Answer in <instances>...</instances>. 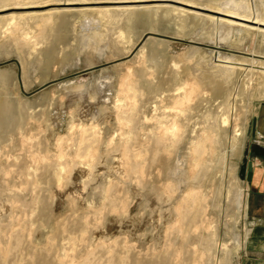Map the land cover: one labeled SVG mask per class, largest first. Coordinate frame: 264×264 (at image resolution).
I'll return each instance as SVG.
<instances>
[{
  "label": "rangeland",
  "instance_id": "obj_1",
  "mask_svg": "<svg viewBox=\"0 0 264 264\" xmlns=\"http://www.w3.org/2000/svg\"><path fill=\"white\" fill-rule=\"evenodd\" d=\"M104 1L8 0L4 3L7 6H0V25L5 26L10 17H16L13 25L16 28L0 37L6 42V53L0 55V69H8L11 74L6 94L0 89V97H8L12 114L22 119L20 129L0 142V164L11 167L10 175L0 178V264H137V260L141 264H158V255L174 250H181L178 264H264V222L252 218L247 211L248 181L240 173L241 167L258 155L254 154L253 146L259 149L264 146V134L260 131L264 130V122L257 121L264 111V85L260 84L264 75V26L256 29L253 24L258 21L264 24V0H246L251 23L244 25L235 19H231L233 23H220V18L225 17L215 11L226 13L220 0L126 3L122 5L124 8L151 9L157 14L152 21L130 32L120 25L124 37L119 49L93 51L84 47L80 52V35L102 27L100 24L80 27L81 16L75 10L86 11L90 18L98 19L97 10L108 7ZM59 2L76 4L51 5ZM164 8L170 10L169 16L188 10L198 13L202 20L183 27L176 19L157 17ZM52 10L71 14L67 32L58 22L46 25L42 21L43 14ZM27 13L37 14L32 21L42 27L22 25ZM23 33H27L26 40L21 39ZM47 48H52L57 59L49 69H43L41 63L37 65V57L40 49ZM141 48L149 57L146 64L150 69L146 73L152 74L154 84L162 82L157 92H162L161 96L167 89L171 93L174 87L184 85L185 70L197 73L199 67H210L207 60L212 52L246 59L241 65L246 70L238 71L220 96H214L209 85H202L201 102H189V110L183 114L179 112L181 104L162 100L157 103L158 110L153 111L152 103H144L137 97V119L141 120L138 139L130 140L123 149L126 135H122L115 117L105 111L117 103L114 101L119 88L116 78L128 71L135 74L141 70ZM176 71L180 74L177 78L173 77ZM97 86L101 93L97 100L91 99L90 94ZM228 93L233 109L227 113L228 122L224 126L227 128L220 147L211 160L203 149L199 154L190 152L193 131L224 111L222 104ZM72 113L77 116L71 126ZM127 113L120 114L124 123L130 118L128 110ZM174 115L186 116L183 138L175 148H168L153 159V153L146 150L145 133L164 124L171 127ZM254 118L256 129L252 136ZM80 126L87 129L82 133L84 136L78 129ZM91 126L103 142L112 137V144L119 147L114 149L93 142ZM235 127L244 134L237 147L231 149ZM19 135L24 137L25 145L20 144ZM59 148L67 157L55 160L58 165L49 167L47 163L56 158ZM39 152L46 155H41L42 160H33L31 157L40 156ZM77 155L80 157L74 159ZM125 161L133 164L129 166L131 172L126 171ZM21 165L26 170L37 167L35 171L30 169L34 176L30 174L26 180L18 176L16 172ZM55 168L58 174L61 172L59 181L52 176L51 169ZM35 174L37 184L30 181L36 178ZM198 193L204 195L203 216L181 232L179 212H186ZM183 222L187 224V220Z\"/></svg>",
  "mask_w": 264,
  "mask_h": 264
},
{
  "label": "bare ground",
  "instance_id": "obj_2",
  "mask_svg": "<svg viewBox=\"0 0 264 264\" xmlns=\"http://www.w3.org/2000/svg\"><path fill=\"white\" fill-rule=\"evenodd\" d=\"M8 0H0V6H7L6 3ZM56 1V0H55ZM149 1H164V0H106L104 1L105 3H107L106 5H108V7H106L105 9H98L97 10V15H98V19H94V18H90L88 16V13H86V11H80V10H75L81 17V19L79 20V26L80 27H84L87 25L93 24L98 26V24H100L101 29L97 28H92L91 31L92 32H88V34H86L85 36L82 35L84 33H82L80 35V40H81V44H79L80 48L79 51L81 52L83 50L84 47L86 48H93L92 50H97V51H101L103 48L105 49H109V51H114L116 49H119V42L120 40L124 37V33L123 31H121L120 25L124 26L127 31L130 32V30L137 28L138 25L143 24V23H149L150 21H152L153 17L156 16L157 13H155L153 10L151 9H147V10H141V9H127L124 8L122 5H125L126 3H142V2H149ZM221 5L224 4V11L226 13H221L219 11H215L216 13L222 15L225 18H220V23L223 24H228V23H233V20L231 19H235V20H239L240 21V25H244L243 23H251V21H249L248 17H249V8H248V4L246 2V0H220ZM102 2V1H101ZM103 2V3H104ZM220 3V2H219ZM4 4V5H2ZM72 4H76V3H52L51 5H72ZM220 5V6H221ZM189 6V5H188ZM157 9V8H154ZM158 11V10H155ZM161 11V13L159 14V16L157 15V17L159 18H165V17H170L171 19H176L178 20L181 25L187 26L189 23L195 24L196 22H199L202 20V18L199 16L198 13L193 12V11H183V10H179L177 12H175L174 16H169L170 10L169 9H161L159 10ZM155 14V15H154ZM24 21L21 23L24 26H31V25H35L37 26V29L40 27H42V25L37 24V22H34L32 20L36 19L37 14L35 13H27L24 14ZM73 16V14H72ZM43 20L44 23L46 25L58 22L59 27L62 30H66L67 32V27L68 24L70 22V17L71 14L70 13H65L63 10H52L49 12H45L43 14ZM16 19L15 16H12L9 18V22L5 25L2 26L0 25V37L5 34L9 35L8 32H10V30L12 29L13 25H14V20ZM254 25H256V29H259V26H264L263 23L258 22H254ZM92 25V26H93ZM20 27V26H19ZM251 27V26H248ZM16 28V27H13ZM214 30V29H213ZM13 31V30H12ZM11 31V33H12ZM135 31V30H134ZM23 32V31H22ZM65 33V32H64ZM15 34V33H14ZM19 34V33H17ZM13 35V34H12ZM14 36V35H13ZM27 33H23V39H27L26 38ZM79 37V36H78ZM29 38V37H28ZM8 39V38H7ZM20 39V40H21ZM5 40V39H4ZM79 40V41H80ZM27 42V41H25ZM31 42V41H30ZM103 42V43H102ZM16 43V42H15ZM14 43V44H15ZM32 44V43H31ZM32 48L35 50V44L33 43V45H31ZM133 46H135V44H133ZM212 52V51H211ZM6 53V42L2 41V38L0 39V55L5 54ZM139 54H140V59H141V70L137 73H133V72H127L125 74L119 75L116 79H117V83L119 85V88L116 92V98L114 101H116L117 103L115 104V106H111L112 108H110V110L108 112L105 111V113H107L110 116H114L116 121L119 123L120 128H122V135H126V142H124L123 144V149L127 148V142H129L130 140L136 138V135L138 134L139 126H138V120L137 119V115L139 114V110H138V104H137V97L144 103H152V110L156 111V109L158 110V102H161L162 100H166L170 103H174L175 104H181L179 106L180 109V113L183 114L184 111L189 110V102L193 103V101L198 104L201 102L202 100V93L203 88L202 85H209L211 87L212 93L214 96H220L222 94H224L225 90V86L226 84L228 85L229 81L232 80V78L234 77V75L238 72V71H244L246 70L245 68H243L241 65H244L243 61H247L246 59L243 58H235L233 56H228V55H224L222 56L221 54H217L216 52H212L209 55V58L207 61L210 62L211 66L207 68V66L205 68H201L199 67L198 70L199 72L197 73H193L192 71H188L189 69L185 70V74H184V85L181 87H174V89H171V93H168L170 90L167 89L168 92L164 93L162 96L160 95L162 92L157 93L158 92V88L160 86V81L157 84L153 83V76L152 74H148L146 73L148 67L146 64V61H148V56L144 53L143 49L141 48V50H139ZM80 55V54H79ZM81 56V55H80ZM20 57V56H19ZM37 57V56H36ZM65 58V57H64ZM57 59V54H55V52L52 50V48H47L44 50L39 51L38 53V57H37V65L41 63L42 68L43 69H49L51 67V65L55 62V60ZM75 59V58H74ZM79 59V57H78ZM153 59V58H151ZM150 59V60H151ZM64 60V59H63ZM76 61V60H75ZM154 63V61H152ZM71 64V63H70ZM239 65V66H237ZM39 66V65H38ZM152 67V66H151ZM176 68V67H175ZM175 71V70H174ZM151 72V70H150ZM173 73V72H172ZM264 74V73H263ZM150 75V76H149ZM192 75V76H191ZM173 76V75H172ZM178 76H180L179 72L176 71L174 76L175 78H177ZM138 77V78H137ZM263 78L260 80V84L264 85V75L262 76ZM9 78H11V74L9 72L8 69H0V89H3V94H6L5 89L6 86L8 84V80ZM236 78V77H235ZM111 78H109L108 80H110ZM178 80V79H177ZM180 81V80H179ZM160 83V84H159ZM182 83V82H180ZM177 86V84H174V86ZM204 85V86H205ZM208 86V87H209ZM92 91V90H91ZM203 91V92H202ZM230 91V90H228ZM99 93H101V88L99 86L96 87V89H94L91 94H90V98L91 99H98V95ZM206 93V92H205ZM204 93V95H206ZM1 94V92H0ZM230 95L228 93V97H226L227 99L225 100V102L222 104L224 111L218 112L219 116L215 117V118H211L208 119L210 121L207 120V122H204L205 124H203V126H201L200 128H198L197 130L193 131V137H192V142H191V146L189 148L190 152H195V153H200V149H203L205 151V153L207 154V159L211 160L213 157V154L216 153V151L218 150V148L220 147V142L222 141V137L224 135V133L226 132V128H224L225 124H227L228 122V116L227 113L230 112L233 109V103H231L230 101ZM205 97V96H204ZM97 98V99H96ZM205 100V98H204ZM164 101V102H166ZM163 102V103H164ZM167 102V105H168ZM139 103V102H138ZM162 103V102H161ZM169 103V104H170ZM100 104V103H98ZM19 105V104H18ZM103 105V104H102ZM119 105L120 108H118L117 106ZM109 106V105H108ZM160 106H163L162 104ZM171 106V105H170ZM167 107L170 108V110L177 111L175 108L171 107ZM158 107V108H157ZM175 107V106H174ZM19 108V107H18ZM98 108H100V105L98 106ZM103 111L105 110V108H101ZM107 109V108H106ZM165 109V108H164ZM178 109V110H179ZM127 110L129 112V120L128 122L122 121L124 119H121L120 114L124 111ZM163 111V109H161ZM168 110V109H167ZM219 110V109H218ZM13 112V107H12V103L10 102V100L8 99V97H5L4 95L0 97V142L1 140H5L6 137L15 129H20V125H21V121L20 118H17L16 116H14L12 114ZM160 112V111H159ZM187 112V111H186ZM190 112V111H189ZM102 113V112H100ZM154 113V112H153ZM156 113V112H155ZM105 114V115H107ZM128 114V113H127ZM122 115V114H121ZM151 115V114H149ZM154 115V114H153ZM166 115V114H165ZM173 115V114H172ZM33 116V115H32ZM77 116V114L72 113L70 115V124L72 126L75 117ZM183 115H181L182 117ZM208 116V114H207ZM206 116V117H207ZM21 117V116H20ZM93 117V116H92ZM124 117V115H123ZM143 117V116H142ZM163 117V116H162ZM166 117V116H165ZM186 117V116H185ZM184 118H180L176 117L174 115V118L172 120V124L171 127H165L164 126L160 127L158 130H153L150 129L148 131L147 128V133H145L146 138H147V144H146V150H150L153 153L152 158L154 159V156H157L156 154H159L161 152H166L168 150V148H175L181 141V137L183 136V127H184V122L183 119ZM212 117V116H211ZM30 118V117H29ZM145 120H146V113H145ZM143 118V120H144ZM150 119H152L151 117H149ZM155 118V117H154ZM153 118V120H154ZM142 119V118H141ZM160 119V118H158ZM162 119V118H161ZM93 120V119H92ZM142 120V121H143ZM166 120V119H165ZM205 120V119H204ZM76 121V120H75ZM79 121V120H77ZM127 121V120H126ZM168 121V118H167ZM95 122V121H94ZM92 121V123H94ZM159 122V121H158ZM157 122V123H158ZM142 123V122H141ZM140 123V124H141ZM160 124H162V122H159ZM89 124V123H88ZM95 124V123H94ZM147 124V123H146ZM85 125V124H84ZM90 125H92L90 123ZM151 125V124H150ZM159 125V124H158ZM87 126V124L85 125V127ZM94 126V125H93ZM91 126V127H93ZM141 126V125H140ZM149 126V125H148ZM160 126V125H159ZM83 127H79L78 129H80L81 134L85 133L87 131L86 128H88V126L86 128ZM95 127V126H94ZM93 127V128H94ZM124 127H126V129H124ZM145 127V126H144ZM143 127V129H144ZM146 128V127H145ZM151 128V127H150ZM256 128V127H255ZM142 129V130H143ZM93 130V129H91ZM90 130V131H91ZM141 130V131H142ZM89 131V130H88ZM89 131V132H90ZM121 131V129H120ZM233 133H232V137H231V149H233L234 147H237L238 142L240 141V137L243 136V130L240 129L239 127H235L232 129ZM99 132V131H98ZM102 132V131H101ZM119 132V131H118ZM192 132V133H193ZM74 133V131H73ZM72 133V135H73ZM92 137H93V142H100V143H104L105 147H119L118 144H112V137L110 139H106L104 142L103 140H101L97 134V131L94 130L92 131ZM90 134V135H91ZM185 134V133H184ZM11 135V134H10ZM83 135V134H82ZM20 136V135H19ZM22 136V135H21ZM20 136V137H21ZM84 136V135H83ZM11 137V136H10ZM81 137V136H80ZM91 137V136H89ZM91 137V138H92ZM9 138V137H8ZM24 138V137H23ZM21 137L20 138V144L23 145L24 144V140ZM38 138V137H37ZM125 138V137H124ZM144 138V136H143ZM183 138V137H182ZM76 139V138H75ZM83 139V138H82ZM138 139V138H136ZM11 140V138H10ZM34 140V139H33ZM90 140V139H89ZM86 141V139H85ZM10 142V141H9ZM65 142V141H64ZM67 142V141H66ZM65 142V144H66ZM70 142V141H69ZM73 142V141H71ZM70 142V143H71ZM40 143V142H39ZM83 143V142H82ZM87 143V142H85ZM26 144V143H25ZM24 144V145H25ZM60 143L58 142V145ZM68 144V143H67ZM76 144V143H75ZM78 144V143H77ZM92 144V143H91ZM20 145V146H21ZM62 145V144H61ZM82 145V144H81ZM100 145V144H99ZM9 146V145H8ZM12 146V145H10ZM53 146V145H52ZM63 146V145H62ZM66 146V145H65ZM73 146V145H72ZM95 145H93L94 147ZM97 146V144H96ZM144 146V145H142ZM33 147V146H32ZM58 147V146H57ZM64 147V146H63ZM62 147V148H63ZM77 147V146H76ZM79 147V146H78ZM77 147V148H78ZM34 148V147H33ZM65 148V147H64ZM73 148V147H72ZM88 148V147H87ZM86 148V149H87ZM92 148V147H89ZM114 148V149H115ZM58 149V148H57ZM96 149V148H95ZM235 149V148H234ZM3 150V149H2ZM46 150V149H45ZM66 150V149H65ZM70 150V149H69ZM67 150V151H69ZM88 150V149H87ZM31 151V150H30ZM39 151V150H38ZM89 151V150H88ZM20 153V152H19ZM40 153V152H39ZM37 153V154H39ZM49 153V152H48ZM69 153V152H67ZM78 153V152H77ZM90 153L93 154L90 150ZM1 154V152H0ZM66 152H63L60 148L59 150L56 152V158L53 159L52 157V161L50 162L47 159V165L50 167H54L57 166L58 164L56 163L55 160H59L60 158L62 159L63 156L67 157ZM122 154V153H121ZM125 154V152L123 153ZM133 154V153H132ZM33 155V154H32ZM44 154L40 153V156L38 155H33L31 158L34 160L35 158H40L42 160V158H44L43 156ZM46 155V154H45ZM44 155V156H45ZM87 155V154H86ZM89 155V154H88ZM128 155V154H127ZM90 156V155H89ZM92 156V155H91ZM95 156V155H93ZM98 156V155H97ZM123 156V155H122ZM125 156V155H124ZM122 157L125 159V157ZM1 157V156H0ZM9 156H7L8 158ZM22 157V156H20ZM78 155L76 156V158L74 157V159H78L77 158ZM116 157V156H115ZM136 156H134L135 158ZM46 158V157H45ZM48 158V157H47ZM71 158V157H70ZM86 158V157H85ZM88 158V157H87ZM92 158V157H91ZM127 158V156H126ZM146 158V157H145ZM163 158V157H162ZM15 161H17L16 157L14 158ZM39 159V160H40ZM72 159V158H71ZM94 160V158H92ZM96 159V158H95ZM122 159V160H124ZM8 160V159H7ZM81 160V159H80ZM86 160V159H85ZM90 161V158L88 159ZM121 160V158H120ZM128 160V159H126ZM156 160V159H155ZM130 161V160H129ZM129 161L125 163L128 164L126 166V171L129 170V166H132L131 163L129 164ZM135 161V160H134ZM8 162V161H7ZM6 162V163H7ZM44 162V161H43ZM42 162V165H43ZM80 163L82 161H79ZM86 162V161H85ZM71 163V161H70ZM77 162V164H80ZM88 163V161H87ZM86 163V165H87ZM93 163V162H91ZM24 164V163H23ZM38 164V163H37ZM124 164V162H123ZM146 164V163H145ZM67 165V164H66ZM81 165V164H80ZM83 165V164H82ZM12 166V165H11ZM41 166V165H40ZM92 166V164H91ZM125 166V165H124ZM7 165V167L3 166V164H0V178L4 179L8 174L10 175L11 170ZM34 167V166H32ZM61 167V166H60ZM63 167V166H62ZM115 167V166H114ZM122 167V166H121ZM47 168V167H46ZM67 168V167H66ZM83 168V167H82ZM87 168V167H86ZM17 169V168H16ZM31 170H36L37 167H35L34 169L30 168ZM29 169V170H30ZM121 169V168H120ZM124 169V168H122ZM124 169V170H125ZM132 169V168H131ZM29 170H26V167L24 165H21L18 167L17 175L20 177H24L25 180L29 177V175L33 174L31 173V170L29 172ZM34 170V171H35ZM43 170H45L43 168ZM53 172V178L54 180L56 179L57 181H59L60 179V173H57L56 168L55 169H51ZM61 170V169H60ZM137 170V169H135ZM13 171V170H12ZM15 171V169H14ZM13 171V172H14ZM47 171H50L47 169ZM83 171V170H82ZM97 172V171H96ZM121 172V171H120ZM131 172V171H130ZM135 172V171H133ZM132 172V173H133ZM35 173V172H34ZM37 173V172H36ZM65 173V172H64ZM98 173V172H97ZM15 174V173H14ZM36 175V174H35ZM39 175V174H38ZM59 175V176H58ZM163 175V174H162ZM17 176V177H18ZM34 175H32L33 177ZM12 177V176H11ZM31 177V176H30ZM29 177V179H30ZM10 178V177H9ZM62 178V177H61ZM94 178V177H93ZM0 179V180H1ZM7 179V178H6ZM18 179V178H17ZM22 179V178H21ZM20 180V178H19ZM5 181V180H4ZM33 184H37V175L36 178L33 180H30ZM8 182V180H7ZM21 182V181H20ZM29 182V181H28ZM11 183V182H10ZM26 183V181H25ZM58 183V182H56ZM3 184V182L1 183ZM7 184V183H6ZM28 184V183H27ZM40 184V183H39ZM5 185V184H4ZM22 185H23V181H22ZM59 185V184H58ZM21 186V185H20ZM40 186V185H39ZM44 186V185H43ZM3 187V186H2ZM5 187V186H4ZM27 187V186H26ZM8 189V187H6ZM21 188V187H20ZM24 188V186H23ZM21 188V189H23ZM104 188V187H103ZM19 189V188H18ZM20 189V191H21ZM25 189V188H24ZM29 189V188H27ZM10 190V188H9ZM51 190V189H50ZM6 191V190H5ZM8 191V190H7ZM14 191V190H12ZM16 191V190H15ZM19 192V191H18ZM25 192V191H24ZM27 192V191H26ZM9 193H11L9 191ZM23 194V193H22ZM77 194V193H76ZM165 194V193H164ZM10 195V194H9ZM14 196V195H11ZM79 196V195H78ZM169 196V195H168ZM166 197V196H165ZM195 202L193 203V205L188 208V210H184L186 212L180 211L179 214L181 215V217H179L181 220L179 221L182 225H180V231L183 232L184 229L186 228H190L193 225L196 224L197 222V218L203 216V209L201 207V203L202 200L204 199V195L202 193H198L195 196ZM80 198V197H79ZM106 198V197H105ZM168 199V197H167ZM75 200V199H74ZM114 200V199H113ZM160 201V200H159ZM8 203V202H7ZM37 206V205H36ZM10 208V207H9ZM22 209V207H21ZM180 210V209H178ZM20 215V214H19ZM205 215V212H204ZM5 219V218H4ZM19 219V218H18ZM187 220V224L183 221ZM15 223V222H14ZM67 223V222H66ZM43 224V223H42ZM186 226V227H185ZM13 227V226H12ZM65 228V227H64ZM56 232V231H55ZM87 233V232H86ZM80 234V233H79ZM208 240H210V242L213 240V237L208 238ZM16 241V240H15ZM14 242V241H13ZM17 242V241H16ZM209 242V243H210ZM9 244V243H8ZM15 244V243H14ZM29 245V244H28ZM84 245V244H83ZM11 246V245H10ZM14 246V245H12ZM9 248V247H8ZM12 248V247H11ZM54 248V247H53ZM56 248V247H55ZM5 248H3L2 250H4ZM10 249V248H9ZM181 251V250H180ZM180 251H170L167 252L165 254H160L158 255V264H178L179 261V255H180ZM2 252V251H1ZM0 252V253H1ZM7 253V251L5 252ZM3 253V254H5ZM58 254V253H57ZM1 255V254H0ZM185 255H183L184 257ZM1 257V256H0ZM3 257V256H2ZM5 258V257H4ZM3 258V259H4ZM57 258V257H56ZM59 258V257H58ZM65 258V257H64ZM145 259V258H144ZM5 260V259H4ZM3 260V261H4ZM35 260V259H34ZM63 260V259H61ZM152 260V258H151ZM150 260V262H151ZM59 261V260H58ZM144 261V260H143ZM124 262V261H123ZM184 262V261H183ZM64 263V261H63ZM85 263V262H84ZM185 263V262H184ZM58 264V263H57ZM87 264V263H85ZM137 264H141L140 261L137 260ZM152 264V263H150Z\"/></svg>",
  "mask_w": 264,
  "mask_h": 264
},
{
  "label": "crops",
  "instance_id": "obj_3",
  "mask_svg": "<svg viewBox=\"0 0 264 264\" xmlns=\"http://www.w3.org/2000/svg\"><path fill=\"white\" fill-rule=\"evenodd\" d=\"M257 121L264 122V111L257 118ZM260 131L264 134V130ZM251 161L253 163L252 176L250 181H246L247 211L251 214L252 218H260L264 222V146L260 148V153L257 156L251 158Z\"/></svg>",
  "mask_w": 264,
  "mask_h": 264
},
{
  "label": "water",
  "instance_id": "obj_4",
  "mask_svg": "<svg viewBox=\"0 0 264 264\" xmlns=\"http://www.w3.org/2000/svg\"><path fill=\"white\" fill-rule=\"evenodd\" d=\"M256 127V119L254 118L252 121V126H251V134L254 136L255 134V128ZM253 152L254 154H259L260 149L258 146H253ZM252 169H253V163L251 160H248L246 165L241 167L240 173L246 178L247 181L251 180L252 176Z\"/></svg>",
  "mask_w": 264,
  "mask_h": 264
},
{
  "label": "built area",
  "instance_id": "obj_5",
  "mask_svg": "<svg viewBox=\"0 0 264 264\" xmlns=\"http://www.w3.org/2000/svg\"><path fill=\"white\" fill-rule=\"evenodd\" d=\"M258 135V134H257ZM260 138H262V135H259Z\"/></svg>",
  "mask_w": 264,
  "mask_h": 264
}]
</instances>
